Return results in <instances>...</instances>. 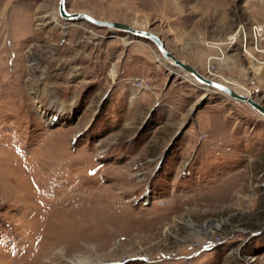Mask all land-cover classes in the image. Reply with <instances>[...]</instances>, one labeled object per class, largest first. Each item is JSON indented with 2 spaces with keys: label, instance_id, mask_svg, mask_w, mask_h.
<instances>
[{
  "label": "rangeland",
  "instance_id": "rangeland-1",
  "mask_svg": "<svg viewBox=\"0 0 264 264\" xmlns=\"http://www.w3.org/2000/svg\"><path fill=\"white\" fill-rule=\"evenodd\" d=\"M58 2L0 0V264H264V117ZM68 8L264 106V0Z\"/></svg>",
  "mask_w": 264,
  "mask_h": 264
},
{
  "label": "water",
  "instance_id": "water-1",
  "mask_svg": "<svg viewBox=\"0 0 264 264\" xmlns=\"http://www.w3.org/2000/svg\"><path fill=\"white\" fill-rule=\"evenodd\" d=\"M66 2L67 0H59V4H58V9H59L58 16H60L61 20H63L64 28L68 27L70 21L71 22L72 21H75V22L85 21L97 27H105L108 29L121 28V30H123L124 32L131 33L132 35L148 39L149 41L153 42L157 46L160 52L167 58L168 61H170V63L176 66L182 67L183 69H185L187 72H189L193 76L196 75L203 84H206L207 86L213 87L215 90L217 89L221 92L228 94L232 99L234 100L237 99L240 102L248 103L253 108H255L257 111H259L261 114L264 115V106L259 101L253 98H247L246 95L237 93L233 88H230L228 85L218 82L216 80H213L212 78H207L201 75L197 71L196 68H194L189 63H186L183 60L179 59L176 55H174L171 51H169L165 43L161 41V38L158 35V33L151 31V30L136 29L132 27L130 24L96 18L93 15H90L89 13H86L84 11H70V10L68 11L66 8Z\"/></svg>",
  "mask_w": 264,
  "mask_h": 264
},
{
  "label": "bare ground",
  "instance_id": "bare-ground-1",
  "mask_svg": "<svg viewBox=\"0 0 264 264\" xmlns=\"http://www.w3.org/2000/svg\"><path fill=\"white\" fill-rule=\"evenodd\" d=\"M58 4H59V2H58ZM66 8H67V10L69 11V8H68V0H67V2H66ZM58 11H59V9H58ZM59 13V12H58ZM86 13H89V12H86ZM90 15H92L91 13H89ZM94 16V15H93ZM95 17V16H94ZM97 18V17H96ZM103 20H105V19H103ZM64 26V25H63ZM131 26L132 27H134V28H136V29H140V30H150V29H146L145 27H142V28H138V27H135L134 25H132L131 24ZM115 29V31H123V30H121V28H119V29H117V28H111V30H114ZM127 33V32H126ZM253 33H254V36L256 37V39L258 40V39H262V37H263V34H264V27L262 26V25H259V26H255L254 27V29H253ZM128 34V38H127V40H130V42H132L131 40H133L134 39V37H137V38H141V37H139V36H135V35H132L131 33H127ZM159 35V34H158ZM134 36V37H133ZM160 36V35H159ZM160 38H161V41H163L164 43H165V41L163 40V38L160 36ZM142 39H145V38H142ZM126 40V41H127ZM145 40H148V39H145ZM125 41V40H124ZM165 45H166V43H165ZM156 46V45H155ZM157 47V46H156ZM167 47V46H166ZM158 49V48H157ZM168 50L169 51H171L169 48H168ZM158 51L160 52V50L158 49ZM160 54L161 55H159V54H157V56L159 57V60L161 61V63L162 64H167V63H170V61H168L167 60V58L160 52ZM162 56V57H161ZM171 65H173L175 68H177L178 70H183L184 72H185V77L186 78H188V77H191L192 79H194V80H196L198 83V85L199 86H205V87H207V85L206 84H203L199 79H198V77L195 75V76H193V75H191L189 72H187L185 69H183L182 67H179V66H176V65H174V64H172V63H170ZM201 75H203L204 77H207V76H205L203 73H201L199 70H197ZM176 72L177 71H175V70H171V74H170V78H173V76L174 75H176ZM207 78H210V77H207ZM171 80V79H170ZM221 83H224V84H226V85H228L226 82H222L221 81ZM230 88H233L237 93H240V94H242V95H246V97L247 98H253V99H256V98H254V96L251 94V95H248V94H246L245 92H240V91H238L237 90V88H234V87H232V86H230V85H228ZM209 88V87H208ZM215 91H217V92H219V93H224V92H221V91H219V90H215ZM223 95H225V96H228L229 98H231L228 94H226V93H224ZM232 99V98H231ZM236 101H238V102H240L239 100H237V99H235ZM258 101V100H257ZM242 103H245V102H242ZM248 106H250L254 111H256V112H258L259 114H261L259 111H257L255 108H253L251 105H249L248 103H246ZM263 117H264V115L263 114H261Z\"/></svg>",
  "mask_w": 264,
  "mask_h": 264
},
{
  "label": "built area",
  "instance_id": "built-area-1",
  "mask_svg": "<svg viewBox=\"0 0 264 264\" xmlns=\"http://www.w3.org/2000/svg\"><path fill=\"white\" fill-rule=\"evenodd\" d=\"M139 81V80H138ZM135 83V82H134Z\"/></svg>",
  "mask_w": 264,
  "mask_h": 264
}]
</instances>
